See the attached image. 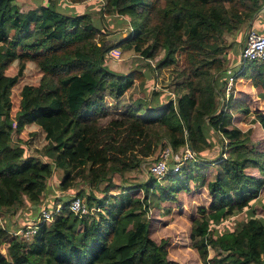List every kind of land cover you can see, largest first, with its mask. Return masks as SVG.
I'll return each instance as SVG.
<instances>
[{
    "label": "trees",
    "instance_id": "obj_1",
    "mask_svg": "<svg viewBox=\"0 0 264 264\" xmlns=\"http://www.w3.org/2000/svg\"><path fill=\"white\" fill-rule=\"evenodd\" d=\"M260 7L258 0H106L103 14L130 13L137 18L134 31L115 39L117 46L132 47L146 58L163 50L157 61L160 68L174 62L180 47L185 46L186 53L180 73L184 92L157 106L139 103L124 114L134 119L125 144L110 152L113 169L123 172L139 164L126 156L127 145L133 146L131 136H137L136 132L147 133L153 125L162 127L173 152L189 143L197 158L177 172H167L165 184L152 173L144 182L116 189L106 163L93 169L88 143L92 126L88 125L107 112L102 105L104 91L119 97L143 73H119L108 67L113 44L97 38L102 32L90 12H66L48 3L23 10L17 0H0V80L15 82L16 77L5 70L19 56L20 47L33 52L54 88L50 96L41 86L25 84L17 119L47 110L56 114L61 109L67 116L62 126L47 133L44 159L26 154L22 144L13 142L12 100L0 88V209L17 211L27 203L40 202L55 167L70 165L61 151L71 149L79 139L85 148L80 162L89 165L91 186L97 188L98 182L109 180L101 197L94 191L86 199L83 192L73 196L84 198L93 213L78 215L69 207L73 197L60 198L49 207L53 220L39 221L29 241L0 224V246L8 243L7 254L0 250V264H182L169 257L167 238L157 240L151 235L148 212L153 193L170 207L182 192L191 191L192 182L206 187L211 196L208 206L198 207L190 229L191 246L202 264H264V210L261 215L252 210L241 228L216 237L210 231L211 221L249 207L264 183L262 177L247 172L248 167L264 171V151L251 143L252 129L244 131L233 122V113L247 114L252 108L234 95L224 104L218 98L231 75L250 78L264 89V63L251 61L228 74L224 55L229 46L225 33ZM260 96L264 97V91ZM140 110L144 116L138 114ZM256 120L264 130V113L258 111ZM207 126L219 134L222 147V155L212 160L218 165L214 178L196 170L199 162L204 163V147L210 144ZM135 188H142L143 195L132 193ZM58 203L63 206L57 211ZM210 246L217 250L214 257H210Z\"/></svg>",
    "mask_w": 264,
    "mask_h": 264
},
{
    "label": "rangeland",
    "instance_id": "obj_2",
    "mask_svg": "<svg viewBox=\"0 0 264 264\" xmlns=\"http://www.w3.org/2000/svg\"><path fill=\"white\" fill-rule=\"evenodd\" d=\"M17 2L23 10L36 7L41 3H48L49 5H56L66 12H90L94 22L100 27L102 32L97 34V38H106L110 44H113L111 50L108 51L106 60L108 67L119 73H128L134 70L143 73L136 77L134 83L119 97L108 91L103 92L102 105L107 112L88 125V127L92 126L88 132L90 134L88 143L90 145V155L94 159L93 169L100 164L106 163L109 177L118 185L116 189L122 186L132 187L148 180L153 176L150 171L151 165L169 148L162 127L149 126L147 133L145 131L142 132V129H140L142 133L135 131L137 136H131L134 142L133 146L127 145L126 156L129 159H137L139 164L130 169L124 168L123 172L114 170L110 152L116 150V146L125 144L123 140L128 134V126L131 125L132 127L130 122L134 118L124 114L130 113L131 109L136 108L139 103L146 104L147 108L149 105L157 106V104L168 101L171 97L175 100L177 95L185 91L181 82L184 78L180 76L186 65L185 46L180 47L179 52L174 54L175 59L171 65L160 68L157 66V61L163 55V50L154 58H146L132 47L125 48L114 44L116 43L115 39L125 37L130 31H134V20L137 21V18L130 13L103 14L102 11L106 0H17ZM258 2L261 7L254 15L251 17L245 16V20L239 27L225 33V38L229 45L224 54L226 68H228L230 61L233 59L238 63L233 66L234 69L237 70L242 66L239 62V53L244 44L246 33L254 26L255 22H258V18L263 20L261 11L263 0H258ZM102 15L103 18H101ZM104 32L106 33L104 34ZM18 53L19 56L13 59L5 70L7 75L16 77L15 82L11 83L8 79L0 80V88H3L12 100L11 117L15 127L13 142L22 144L25 147L26 154L37 155L44 159V147L48 143L47 133L49 135L53 129L62 126L67 116L65 111L61 109V112L56 114L52 110H47L43 113L37 111L38 113L26 115L24 120L17 119V111L20 109L22 97L21 91L25 84L41 86L50 96L54 94L52 80L40 68L38 59L31 55L33 52L19 47ZM21 63H24V68H20ZM226 72L228 74L233 73V71L230 72L228 69H226ZM225 78L223 76V81ZM228 80L221 87L222 93L218 97L223 104L231 95H235L237 87H244L243 89L251 88V82L247 80V77L241 79L235 75L232 87L227 92ZM219 82L221 83V81ZM158 91L160 95L156 96L155 94ZM227 95L229 96L227 97ZM253 110L254 112H250L240 126L244 131L252 129L251 138L253 141L251 143L264 151V130L256 120L257 112L261 111L264 113V109L254 108ZM143 113L144 111L140 110L138 114L144 116ZM125 117L131 119L128 120ZM207 129L210 144L204 147V151L201 153L204 163L199 162L196 170L206 173L209 178H214L218 165L213 163L212 160L222 155V147L219 134L208 126ZM185 149L186 146L174 152L171 150L167 160L169 169L178 160L183 159ZM84 150L85 148L80 139L71 149L62 150L61 156L66 157L70 165L65 168L55 167L53 175L47 179V188L41 201L33 205L27 203L17 209V211L1 208L0 224L9 228L13 233L26 224L34 222L42 207H52L60 198L68 200L75 194L83 192L82 195L86 199L90 191H94L99 197L103 196L102 190L108 185L109 180H101L98 182L97 188L91 186L88 179L89 165L84 166L80 162ZM190 161V159L186 160L182 167L186 166L187 163L189 165ZM247 172L264 179V171L257 167L247 168ZM94 177L97 176L95 175ZM157 179L161 180L163 177H157ZM166 182L167 180L165 179L161 180L162 184ZM191 185L192 188L196 189V193L191 195V193L182 192V198L171 204L172 206L170 207L167 204L163 205L159 201L158 194L153 193L150 199L148 219L150 221L151 235L157 240L163 237L169 240L168 250L171 259L182 264H202L198 251L191 246L190 229L192 219L199 215L198 207L208 206L211 196L206 187H198L195 182H192ZM132 193L143 195L144 191L142 188H135L132 189ZM61 201L63 203V200ZM252 210H255L258 215H261L264 210V183L259 195L251 200L249 207L211 221V235L216 237L219 233L226 230L241 228L251 215ZM7 245L8 243H4L0 246V250L5 254H7ZM209 254L210 257H214L217 255V250L210 246Z\"/></svg>",
    "mask_w": 264,
    "mask_h": 264
},
{
    "label": "built area",
    "instance_id": "obj_3",
    "mask_svg": "<svg viewBox=\"0 0 264 264\" xmlns=\"http://www.w3.org/2000/svg\"><path fill=\"white\" fill-rule=\"evenodd\" d=\"M261 11L263 13L262 26L260 27L252 26L247 31L244 44L240 49L239 61L242 65L240 68L245 67V64H248L251 61L264 63V0L262 3ZM234 78L235 77L233 75L229 77L227 83V92L231 89ZM228 96L229 95H227V97ZM184 146H186V149L183 152V159L178 160L171 169H169V166L167 165V160L172 150L169 147L163 152V155L160 158H158L155 162H153V164L150 167V171L156 177L161 178L169 171H173V172L179 171L186 160L188 159L197 160L195 156V152L190 146V144L186 143ZM62 206H63L62 203H58L56 206V210L58 211ZM69 207L71 211H73L78 215L89 214L94 212V209L91 210L86 200L80 196L73 197L69 203ZM53 217H54V212L50 208L44 206L40 209L39 215L37 216V219L34 222L26 224L20 229L14 231L13 234L20 236L22 240L29 241L31 240L33 235L37 232L38 222L39 221L51 222L53 220Z\"/></svg>",
    "mask_w": 264,
    "mask_h": 264
},
{
    "label": "crops",
    "instance_id": "obj_4",
    "mask_svg": "<svg viewBox=\"0 0 264 264\" xmlns=\"http://www.w3.org/2000/svg\"><path fill=\"white\" fill-rule=\"evenodd\" d=\"M257 21L258 22H255L253 25L254 26L256 25V26H259V27L262 26L263 20L258 18ZM236 63L237 62H236V60L234 61V59L232 61H230V64L228 65L227 69L230 72H232V71L235 72L236 69H234L233 66H235ZM238 70H240V68L237 69V72H238ZM240 78L242 79L243 77H240ZM247 80L251 82L250 83L251 88L243 89L244 87H237L236 93L234 95V98L235 99H240L242 101L247 102L250 105V107L252 108V110L250 112H254V110H253L254 108H262V109H264V107H263L264 106V97L260 96V93L264 91L263 87L260 86V85H255L250 78H247ZM254 106H256V107H254ZM249 113H247V114L233 113L234 114L233 122L237 126H240V124L245 121V118H246V116ZM248 168H250V167H248ZM187 193H191V195H194L196 193V189L192 188L191 191H189ZM182 196H183V193H181L180 199L182 198Z\"/></svg>",
    "mask_w": 264,
    "mask_h": 264
}]
</instances>
